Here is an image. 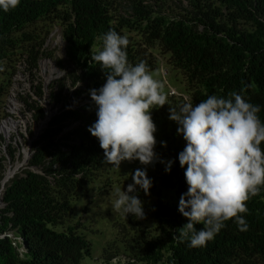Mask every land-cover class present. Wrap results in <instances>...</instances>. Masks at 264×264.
I'll return each instance as SVG.
<instances>
[{
	"label": "trees",
	"instance_id": "obj_1",
	"mask_svg": "<svg viewBox=\"0 0 264 264\" xmlns=\"http://www.w3.org/2000/svg\"><path fill=\"white\" fill-rule=\"evenodd\" d=\"M188 1L190 11L184 15L150 18L149 11L139 13L141 21L146 19L143 27L146 42L158 40L161 49L171 54L173 65L182 71L193 88L192 98L196 102L213 94L227 97L235 91L246 101L260 106L258 115L264 122V0ZM64 5L69 7L61 10ZM109 7V0H21L13 10L0 9V64L14 54L19 41L13 37L14 32L21 31L22 40L26 41L35 35L33 31H24L25 25L41 18L61 19L68 56L75 70L80 71L74 82L82 80L90 90L101 88L106 78L100 65L91 61L92 45L98 41V50H101L100 38L109 30L123 36L124 26L120 21L112 22ZM222 8L228 11L226 20L221 18ZM240 20H252L254 28L238 30ZM198 26H202L201 31ZM128 39L129 63L144 62L153 70V57ZM4 88L0 84V96ZM88 96L92 102L91 95ZM67 107L65 102L63 110L49 120V127L57 132L63 129L65 120L79 117L76 109ZM87 110L91 111V104ZM92 114L90 120L95 122L97 115L93 121ZM79 137L78 143H69L65 149L57 146L48 151L45 146L33 154L31 164L49 162L46 174L53 172V182L46 174L30 170L26 171V177L16 174L9 180L3 200L7 203L5 211H11L12 216H1L0 233L10 224L21 238L25 252L22 256L19 254L17 245L12 243L16 239L0 237V264H80L85 256L91 255V243L84 235L72 227L54 229L63 224L72 209L70 195L104 162L98 139L89 130ZM261 147L264 150V142ZM184 173L185 168L176 158L167 184L175 187L178 203L155 201L154 216L160 234L147 240L141 236L144 245L139 259L147 264H264V186L246 202L247 213L241 214L248 225L246 231L239 229L234 218L226 221L206 246L194 248L188 240L180 242L174 238L176 229L188 222L178 210L180 196L188 190ZM196 228L200 230L203 225L198 224ZM111 257L107 255L106 259Z\"/></svg>",
	"mask_w": 264,
	"mask_h": 264
},
{
	"label": "rangeland",
	"instance_id": "obj_2",
	"mask_svg": "<svg viewBox=\"0 0 264 264\" xmlns=\"http://www.w3.org/2000/svg\"><path fill=\"white\" fill-rule=\"evenodd\" d=\"M109 1L112 22L124 23L121 29L123 36L129 37L136 45L139 44L145 49L146 54L150 55V58L153 57L154 69L150 71L156 79L164 83L168 102L173 106H179L186 102L198 104L192 98L193 88L188 85L182 71L173 65L171 54L161 49L158 40L153 43L146 42V34L143 32L146 19L141 21L139 16L143 10L150 12L148 14L150 18L156 15L166 17L184 15L190 11L189 1ZM67 7L69 6L64 5L60 9L66 10ZM227 12L225 8H222V20L228 18ZM126 20H129V23H125ZM53 23H61L65 27L61 19L41 18L23 28L24 31H33L35 35L33 38L22 40L21 31L12 34L19 41L14 54L8 58L13 60L18 53L26 55L31 73L28 85H19V93L24 92L20 96L26 103L22 115H27L28 120L18 126L16 131L11 134L9 141H5V139L0 141V190L2 197L8 187V180L14 178V175L26 177L27 170L41 175L46 174L49 162L38 165L31 164L32 156L38 148L46 146L48 151H53L57 146L65 147L69 143H77L81 133L95 123L90 120V117L93 113V121L96 119L97 106L94 101L90 102L88 96L90 89L86 88L84 82L82 80L74 82L80 71L75 70L68 56L67 42L64 41L60 53L56 49L44 46V36L49 32ZM253 28L252 20H240L237 25V29L240 31ZM197 29L201 31L202 26H198ZM93 46L95 50L100 48L98 41ZM39 58H50L54 63L53 71L50 73L45 71L39 75L37 73ZM161 64L167 71L165 78L162 77L159 70ZM9 67L10 63L0 64V84L5 86L4 90L9 84L7 82L8 76H10ZM169 86L175 88L177 94H169ZM65 102L68 107L78 111L79 117L65 120L63 129L57 132L54 128L49 127L48 120L44 121L45 115L50 112L59 114L63 110L62 106ZM3 104L4 95H1L0 118L6 115ZM90 104L91 111H88ZM169 107L170 105L166 104L163 108H153L151 111L153 121L157 126V131L154 133L157 140L154 151L159 157L154 164L146 166L142 165L139 160L123 161L119 169L104 161L101 166L92 170V174L87 177L85 184L70 195L72 209L65 217L63 224L54 226V229L62 230L72 227L89 240L91 255L85 256L80 264H147L139 259L144 245L141 236L143 235L147 240L160 234L158 221L154 216L155 201L161 199L171 205L178 203L175 187H169L167 184L169 172L165 171L166 165L160 162V160L174 161L186 144L183 136L177 134V123L169 119ZM66 140L67 142H65ZM161 142H166V147ZM48 158V156L45 157V159ZM145 168L148 177L153 181L149 194H145L139 186L135 193H130V195H138L139 199L143 201L145 217L137 219L133 214L127 216L123 211H114L113 201L118 198L116 189L127 191L128 185L134 183L132 174L135 170H144ZM46 177L53 182V172L46 174ZM4 180L6 181L4 182ZM55 190L57 191V189ZM6 208L7 203L2 200L0 220L2 215L8 218L12 216L11 211H5ZM3 233L9 234L11 239L16 237L15 229H11L10 224L0 234ZM107 255H112V257L106 259Z\"/></svg>",
	"mask_w": 264,
	"mask_h": 264
},
{
	"label": "clouds",
	"instance_id": "obj_3",
	"mask_svg": "<svg viewBox=\"0 0 264 264\" xmlns=\"http://www.w3.org/2000/svg\"><path fill=\"white\" fill-rule=\"evenodd\" d=\"M21 0H0L4 12L15 9ZM101 50L92 45L91 61L100 65L106 82L91 89L97 106V120L89 132L98 139L104 161L119 168L123 161L139 160L152 165L159 157L154 133L153 108L169 107V119L177 123V134L186 146L178 155L185 168L188 190L181 194L178 210L187 219L176 229L180 242L188 240L191 247H204L233 220L241 231L248 225L241 216L247 213L246 202L259 194L264 186V122L260 106L245 100L237 92L227 97L209 95L198 104L191 102L173 106L168 102L165 85L156 79L144 62L132 65L128 61L129 39L115 30L101 38ZM166 147V142H161ZM171 172L174 161H163ZM133 184L127 191L116 189L113 201L116 212L145 217L143 201L135 193L137 186L149 194L153 181L147 169H136ZM203 228L197 230L196 225Z\"/></svg>",
	"mask_w": 264,
	"mask_h": 264
},
{
	"label": "built area",
	"instance_id": "obj_4",
	"mask_svg": "<svg viewBox=\"0 0 264 264\" xmlns=\"http://www.w3.org/2000/svg\"><path fill=\"white\" fill-rule=\"evenodd\" d=\"M43 41H44V46H47V47L49 46V48L51 49H56L60 53L61 46L64 44V41H65L62 24L53 23L51 28L49 29V32H47L46 35L44 36ZM44 61H48V62L46 63ZM8 63H10V67H9L10 76H8V80H7L9 84L6 90H4L2 93V95H4L3 108L5 110L6 115L0 118V123H2L3 121L8 122V120H10V121H15L16 126L11 128V126L8 123L10 130H8L6 133L3 132L2 129H0V141L2 139H5V141H9L11 134L16 131L18 126H21V123H24L25 121L28 120L27 115L26 116L22 115V111L25 110L26 103L24 99L22 98V96H20V94L23 95L24 92L19 93V85L20 84L28 85L30 73H31L30 67L28 65L30 63L28 61L27 56L22 55V53H18L15 59L13 60L12 59L10 60L8 58H4L2 60V64H8ZM38 64H39V68H37V73L39 75L41 73H45V71H48L50 73V71H53L54 69V63L51 61L50 58L48 59L39 58ZM159 70H160L162 77L165 78V76L167 75V71L163 69L162 64L160 65ZM168 88H169V94H177V91L175 88L171 86H169ZM28 89L31 90L30 88ZM67 108H71V107H67ZM54 113L52 112L46 113L44 121L48 120V123H49V120L51 119V117L55 115ZM65 148L66 147H63V149ZM5 181L6 180H4V182ZM0 194H1V190H0ZM2 200H3V197L1 194V203H2ZM4 236L9 237L10 235L7 233L0 234V237H4ZM13 239L14 240L16 239V240L13 241L12 243L14 245H17V250L19 254L22 256L23 252H25V248L21 241V238L16 236Z\"/></svg>",
	"mask_w": 264,
	"mask_h": 264
},
{
	"label": "bare ground",
	"instance_id": "obj_5",
	"mask_svg": "<svg viewBox=\"0 0 264 264\" xmlns=\"http://www.w3.org/2000/svg\"><path fill=\"white\" fill-rule=\"evenodd\" d=\"M44 62H48V61H44ZM8 123H9V125L11 126V128H13V127H15L16 126V122L15 121H10V120H8V122L7 121H3L2 123H0V129H2V131L3 132H7L8 130H10L9 128V125H8ZM11 173V172H10ZM10 175V174H9ZM6 179V178H5ZM0 206H1V194H0Z\"/></svg>",
	"mask_w": 264,
	"mask_h": 264
}]
</instances>
